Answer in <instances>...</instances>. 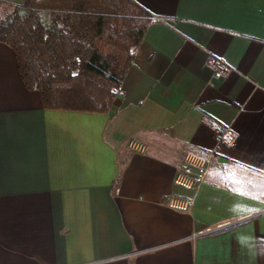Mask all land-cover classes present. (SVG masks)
<instances>
[{
	"label": "crops",
	"instance_id": "0c3cea01",
	"mask_svg": "<svg viewBox=\"0 0 264 264\" xmlns=\"http://www.w3.org/2000/svg\"><path fill=\"white\" fill-rule=\"evenodd\" d=\"M132 1L153 21L108 112L45 108L0 42V264H264V0ZM188 149L211 171L180 212L162 198L193 194L173 185Z\"/></svg>",
	"mask_w": 264,
	"mask_h": 264
},
{
	"label": "trees",
	"instance_id": "16d2710c",
	"mask_svg": "<svg viewBox=\"0 0 264 264\" xmlns=\"http://www.w3.org/2000/svg\"><path fill=\"white\" fill-rule=\"evenodd\" d=\"M3 2L12 9L0 15V42L12 47L43 106L108 112L151 15L132 0Z\"/></svg>",
	"mask_w": 264,
	"mask_h": 264
},
{
	"label": "built area",
	"instance_id": "2783aa9c",
	"mask_svg": "<svg viewBox=\"0 0 264 264\" xmlns=\"http://www.w3.org/2000/svg\"><path fill=\"white\" fill-rule=\"evenodd\" d=\"M76 59H79L78 57ZM208 64L213 69L215 77H222L232 71V67L224 57L211 55ZM202 122L213 127L216 134L217 143L232 145L235 140L234 133L230 126L215 123L208 115H203ZM127 148L133 152L147 154L149 146L146 142L136 136H132L127 141ZM211 154L201 153L194 149H188L183 155L182 162L177 166L173 178V185L193 194L185 195L171 191L164 195L162 202L170 209L180 212H190L195 203V193L206 181L211 171ZM119 189H116L118 192ZM234 224L233 221H224L213 226L205 227L197 232V235L210 234L221 231Z\"/></svg>",
	"mask_w": 264,
	"mask_h": 264
},
{
	"label": "rangeland",
	"instance_id": "374dc122",
	"mask_svg": "<svg viewBox=\"0 0 264 264\" xmlns=\"http://www.w3.org/2000/svg\"><path fill=\"white\" fill-rule=\"evenodd\" d=\"M11 9H12V6L11 5H9L7 3H4V2L3 3H0V15L4 14L7 11H10Z\"/></svg>",
	"mask_w": 264,
	"mask_h": 264
}]
</instances>
